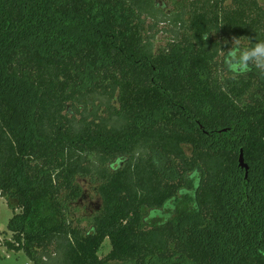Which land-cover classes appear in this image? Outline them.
<instances>
[{"label": "trees", "instance_id": "16d2710c", "mask_svg": "<svg viewBox=\"0 0 264 264\" xmlns=\"http://www.w3.org/2000/svg\"><path fill=\"white\" fill-rule=\"evenodd\" d=\"M179 2L154 50V0H0L6 248L33 264H264V74L224 64L232 37L264 40V2ZM82 179L101 206L74 218Z\"/></svg>", "mask_w": 264, "mask_h": 264}, {"label": "rangeland", "instance_id": "374dc122", "mask_svg": "<svg viewBox=\"0 0 264 264\" xmlns=\"http://www.w3.org/2000/svg\"><path fill=\"white\" fill-rule=\"evenodd\" d=\"M264 2V0H262ZM157 7L162 9L164 14H158L154 18H147L146 22L149 26H152V21L157 20V26H153V32H155L154 50H157L161 46L165 45L169 37L174 33L173 21L174 16L179 12L181 8V2L179 0H154ZM165 15V16H164ZM159 18V19H157ZM152 20V21H151ZM158 20H161L158 21ZM177 29V30H176ZM175 30L178 32V28L175 26ZM150 32V30L148 31ZM80 184L83 188L84 195L79 203V211L77 214H73L74 218L80 215H87L94 213L101 206V198L97 191V184H91L85 179L80 180ZM12 205L15 200H9ZM16 211H19L16 209ZM12 215V211L9 208L5 198L0 196V264H33L22 251L15 252L6 248L4 240H11V232L7 230V222ZM84 225V223H82ZM110 242L105 239L102 246L98 251L100 257L107 254L110 250ZM109 264H121L119 262H111Z\"/></svg>", "mask_w": 264, "mask_h": 264}, {"label": "clouds", "instance_id": "9594fccd", "mask_svg": "<svg viewBox=\"0 0 264 264\" xmlns=\"http://www.w3.org/2000/svg\"><path fill=\"white\" fill-rule=\"evenodd\" d=\"M207 38L204 37L205 40ZM227 43L228 41H225V44ZM231 45L225 52L224 64L234 78L252 70L264 74V40H257L250 47H244L241 38L232 37Z\"/></svg>", "mask_w": 264, "mask_h": 264}, {"label": "water", "instance_id": "95a60500", "mask_svg": "<svg viewBox=\"0 0 264 264\" xmlns=\"http://www.w3.org/2000/svg\"><path fill=\"white\" fill-rule=\"evenodd\" d=\"M239 164H240V166L244 167L245 169L247 168V166L244 164L243 154H242L241 150H240V153H239Z\"/></svg>", "mask_w": 264, "mask_h": 264}]
</instances>
